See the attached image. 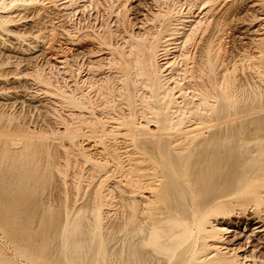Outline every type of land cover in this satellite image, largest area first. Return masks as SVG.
Instances as JSON below:
<instances>
[{"label":"rangeland","instance_id":"1","mask_svg":"<svg viewBox=\"0 0 264 264\" xmlns=\"http://www.w3.org/2000/svg\"><path fill=\"white\" fill-rule=\"evenodd\" d=\"M0 2V132L18 134L16 141L12 137L17 147L8 142L7 148L15 158L27 151L28 168L36 171L16 185L15 197L35 202L34 213L60 209L69 219L80 214L86 225L96 223L106 247L98 255L107 254L103 260L96 251L99 264H115L122 228L137 213L142 225V213L121 201L128 195L120 172L135 155L136 141L159 136L160 117L173 129L198 123L202 137L221 128L247 136L264 118V0ZM134 42L151 49L157 91L147 86L139 59L132 62ZM24 137L31 140L26 151ZM5 141L0 136V151ZM244 141L253 149L250 156L258 157L260 138ZM226 220L232 232L224 238L234 246L250 237L234 225L244 221L240 211ZM19 245L0 228V262L36 264L19 254ZM47 256L54 264V253Z\"/></svg>","mask_w":264,"mask_h":264},{"label":"bare ground","instance_id":"2","mask_svg":"<svg viewBox=\"0 0 264 264\" xmlns=\"http://www.w3.org/2000/svg\"><path fill=\"white\" fill-rule=\"evenodd\" d=\"M4 9L0 2V10ZM134 43L129 53L133 55L132 62L139 59L143 74L149 78L146 79L149 82L147 86L157 91L155 80L158 78L154 81L151 79L154 70V67L151 69V49ZM119 54L126 63L125 55ZM203 91L206 93V89ZM160 118L162 128L158 130L159 136L151 133L154 136L149 134L150 137L136 141L135 155L128 158L127 169L120 172L123 192L128 195L121 201L133 205L135 212L142 213L143 219L142 225L139 224L137 213L134 220H129L122 228L123 242L120 252L114 254L115 264H264V243H257L264 240V118L246 133L247 136L243 135L244 131L235 129L221 133V128L205 137L201 136L203 128L199 129L198 123L186 129L176 126L173 129L167 127L165 117ZM31 134L30 137H33ZM11 135L0 134L7 139L0 151V188L2 184L4 190L8 189L5 200L0 201V228L20 242L19 254L36 264H47L49 250L55 255L54 264H97L101 259L96 261V258L107 254L98 255L100 246L105 250L106 247L98 241L96 223L86 225L80 214L69 219L65 212L60 213V209L55 213L46 210L42 214L34 213L35 202L21 201L20 197H15L16 185L29 182L36 171L28 168L30 162L26 150L31 141H27L29 137H24L21 143L25 146V154L15 158L7 146L13 144L12 137L15 139L18 134ZM250 135L261 140L258 148L261 151L256 158L250 156L252 148L243 146ZM16 144L13 145L17 147ZM121 166L120 163V170ZM44 170H41L42 175ZM93 210L96 212L97 207ZM238 211L244 215V221L234 225L238 227L240 224L242 232H249L250 237L252 234L262 235L257 237L256 243L247 237L243 243L234 246L233 240L224 238L232 231L230 227H225L223 220L233 218ZM26 243L27 246H24ZM96 251L98 256L95 255ZM104 256L103 260L107 257ZM0 264L13 263L2 260Z\"/></svg>","mask_w":264,"mask_h":264}]
</instances>
